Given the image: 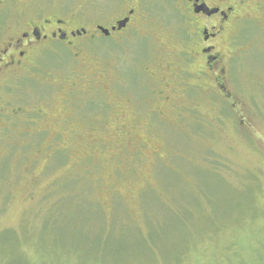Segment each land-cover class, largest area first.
<instances>
[{"label":"rangeland","instance_id":"1","mask_svg":"<svg viewBox=\"0 0 264 264\" xmlns=\"http://www.w3.org/2000/svg\"><path fill=\"white\" fill-rule=\"evenodd\" d=\"M44 1L72 12L89 39L80 63L45 57L46 74L5 95L8 109L37 106L46 115L0 122V264H264V15L246 24L226 63L227 97L197 95L195 118L135 123L137 83L146 111L160 106L150 97L158 85L143 72L169 59L152 51L154 32H94V24L111 26V0ZM149 10L166 25L156 32L163 48L176 52V12ZM72 68L107 95L91 97L83 115L45 85ZM168 73L176 102L186 101L176 71Z\"/></svg>","mask_w":264,"mask_h":264},{"label":"flooded vegetation","instance_id":"2","mask_svg":"<svg viewBox=\"0 0 264 264\" xmlns=\"http://www.w3.org/2000/svg\"><path fill=\"white\" fill-rule=\"evenodd\" d=\"M111 1L118 9L116 15L110 19L111 26L94 24V32L102 34L99 28H104L109 31V36L102 34L105 38L129 31H132L134 36L141 37L145 33L143 30L150 29L154 32L150 36L153 38L152 42L159 46V50L152 51L169 57L162 61L154 60L149 67L144 66L143 72L146 77L158 85L156 91H151L150 97H153L152 100H159L160 106L149 107V111H146L148 95L137 83L134 88V99H137L138 104H134L132 108L135 123L142 117L143 120H152L153 116L163 119L171 115L187 114L195 118L198 114L196 111L199 110V105L194 103V100H198L197 95L204 93L208 97H217L221 94L223 98L227 97L222 94L226 87L225 68L228 67L238 46L242 30L249 22H260V17L255 16L258 12L264 15V3H253L252 0ZM154 4H161L164 10L171 8L178 16V27L174 30L181 39L180 48H177L176 52H173L175 48L164 49L163 39L156 36L158 35L156 32L165 31L163 28H166V25L162 24L163 28H160L158 25L160 17L151 15L149 7ZM71 15L72 12L64 7H53L50 1L0 0V122L22 115L26 117L33 115L37 118L46 115L45 112L36 109L37 106L31 109L25 106L8 109L12 104L9 102L10 99L6 100L5 95L17 90L24 91L22 86L26 81L36 77L37 72L45 73L43 68L47 63L42 61L45 57L55 55L67 58L70 54L77 63H80L82 46L86 38L89 39V33L86 26L78 24ZM84 18L88 20L89 17ZM60 49L65 53H60ZM151 55L153 54L150 52L149 56ZM146 60L148 62L149 58ZM173 70L178 77L176 84L181 87L180 91L186 97V101L180 104L176 102L177 91L169 82L173 76L168 71ZM80 74L73 70L65 78L45 81V85L51 86L56 95L58 92L64 95L63 102L71 103L66 108L70 110L74 108L76 115L84 114L85 104L89 103L88 100L94 95L99 94L98 99L101 102L107 99L106 92H102L100 86L92 83L84 85ZM49 78L52 79L51 76ZM23 98L22 96V100ZM75 100L82 103H76ZM105 106L112 110L114 105L105 102ZM99 110L100 115L107 114L101 105ZM117 114L121 116L120 112ZM118 118V115H114V119ZM109 120L102 122L100 126L102 131L106 130ZM102 141H104L102 138L94 140L99 143Z\"/></svg>","mask_w":264,"mask_h":264},{"label":"water","instance_id":"3","mask_svg":"<svg viewBox=\"0 0 264 264\" xmlns=\"http://www.w3.org/2000/svg\"><path fill=\"white\" fill-rule=\"evenodd\" d=\"M120 26V25H119ZM120 28V27H119ZM114 31L116 30L115 28L113 29ZM99 31H101V33L104 35V36H109V31L108 30H105L104 28H99Z\"/></svg>","mask_w":264,"mask_h":264}]
</instances>
